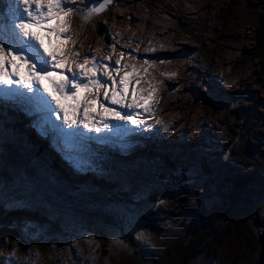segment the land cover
<instances>
[{
    "label": "rangeland",
    "instance_id": "obj_1",
    "mask_svg": "<svg viewBox=\"0 0 264 264\" xmlns=\"http://www.w3.org/2000/svg\"><path fill=\"white\" fill-rule=\"evenodd\" d=\"M94 2L89 0L88 6ZM7 7V0L0 2V12ZM68 22L81 63L85 56H95L116 67L123 53L121 67L127 64L129 71L135 68L138 73L129 77V94L132 85L145 89L144 95L150 85L155 88L151 112L140 113V128L126 124V129L125 123L115 122L111 126L107 123L106 132L144 135L154 145L144 151H152L157 157L158 152L171 151L176 157L182 149L192 150L184 156L185 173H171L181 177L182 184L175 186L177 191L170 203L162 198L149 203L153 190L145 186L146 177L155 181V171L157 176L164 174L161 167H154V173L147 176L113 175L91 159L74 164V148L79 150V146L76 139L69 144L65 133L70 130L62 118L57 120L52 115V123L49 114L44 126L46 111L32 107L35 117L42 121L43 133L47 129L44 136L51 139V144L45 137L37 142L31 131L18 126L24 118L36 121L31 107L15 103L14 117L11 105L4 106L7 116L0 106V166L14 167L12 184L0 177V235L4 238L0 240V264H173L176 246L193 220L191 217L186 224L178 213L192 211L198 200L205 206L202 220L219 219L221 226L216 227V239L191 264H259L264 213L255 214L243 200L237 201L231 195L235 181L248 179L246 197L264 204V0H112L104 11L89 19H82L76 11ZM144 60L149 63L144 64ZM209 84L221 98V105L213 106L201 99ZM83 96L94 98L92 93ZM0 97V105L14 102H3L7 97ZM118 110L122 114L127 111ZM100 132L95 131L98 136L87 133L92 139L96 137L94 154H115L107 157L119 159L115 164L120 166L119 171L129 170L130 160L108 151L110 146L107 141L103 143L104 134ZM53 144L60 145L59 149ZM119 144L127 145L124 138ZM81 147L88 156L86 147ZM62 155L68 159L62 160ZM202 160L216 164L218 169L212 168L215 176L209 179L196 165ZM93 165L111 176L98 174L100 179L95 175L90 178L87 173L95 172ZM66 168L87 173L83 172L82 178L68 174ZM221 172L223 178H217ZM90 184L94 186L87 188ZM61 187L79 190L72 196L66 190L60 193ZM103 193L108 194L105 200L111 206H104V210L98 205L93 209L84 206L85 196L96 201ZM178 199L182 202L177 203ZM114 202L121 207L115 208ZM230 203L233 212H223L225 204ZM86 204L91 205L88 201ZM142 205L145 208L140 212ZM239 215L241 218L236 219ZM164 248L169 250L170 258L164 256Z\"/></svg>",
    "mask_w": 264,
    "mask_h": 264
},
{
    "label": "snow or ice",
    "instance_id": "obj_2",
    "mask_svg": "<svg viewBox=\"0 0 264 264\" xmlns=\"http://www.w3.org/2000/svg\"><path fill=\"white\" fill-rule=\"evenodd\" d=\"M88 3L89 0H80L79 5L77 0H7L6 11L0 12V95L46 111L57 120L62 118L70 130L65 135L70 137H84L92 130L100 132L101 125L107 129L108 120L140 128V113L151 112L155 88L150 85L144 95L145 89L132 85L129 94V77L136 76L137 70L129 71L127 64L121 67L124 54L116 60V67L95 56H85L82 63L77 59L80 53L73 47L76 41L68 18L79 11L82 19H89L104 11L112 0H95L91 7ZM140 82L137 76L136 84ZM205 88L201 99L213 106L221 105L211 85ZM82 93H92L94 98L82 97ZM118 109L127 111L122 114Z\"/></svg>",
    "mask_w": 264,
    "mask_h": 264
},
{
    "label": "trees",
    "instance_id": "obj_3",
    "mask_svg": "<svg viewBox=\"0 0 264 264\" xmlns=\"http://www.w3.org/2000/svg\"><path fill=\"white\" fill-rule=\"evenodd\" d=\"M181 151H182L181 154L188 155L186 150L182 149ZM202 161H203V163L202 164L200 163V167L202 168V172L205 171V174L209 177V179L212 177V175L215 176V174H214L215 170H213L214 169L213 167L216 164L215 163L209 164L208 163L209 160H202ZM206 166L209 169L206 168ZM163 167L167 172H170V171L175 169L174 165H171L165 161L163 162ZM218 167H219V169H221L220 166H218ZM0 176H2L1 173H0ZM217 178L222 179L223 178L222 174H219V176L217 175ZM237 182H238V184H237ZM178 184H181L180 178H172V179L166 181L160 177H156V181L147 180L145 182V186H149L153 190V192H150V194H149V203H150V200H152L155 203V202H157V200L159 201L160 198H162L163 201L169 202L171 200V196L174 194V192L177 191L175 189V186ZM249 184L250 183H249L248 179L235 181V183L233 184L234 191H232L233 193L231 196L237 201L239 199L243 200L248 205V207L250 209L254 210L255 214H258L260 216L261 213H264V204H262L261 201H258V202L255 201L254 203H253V201L250 202V199L246 197V196H248L247 190H248ZM181 190L182 189H180L179 192ZM181 197L182 196H180V198ZM179 200L180 199H178L177 202ZM261 200H262V198H261ZM144 208L142 205V207H140V212L142 210H144ZM206 210H207V208H206ZM147 211H149V210L147 209ZM224 211H227V212L232 211L233 212L232 204L231 203L225 204V209L223 210V212ZM204 212H205V206L201 205L200 201L198 200L195 207L192 208V211L182 210L180 213H178V216H181L182 221L186 222V224H188L191 217L193 218V220L187 226V229L185 231L186 232L185 235L181 237L182 242H180L176 246L177 253L174 256V260H176L177 264H191L194 261V259L208 246V243L210 241L215 240L217 235L219 234L218 228L221 226L220 223H218L219 219L212 221V222H210V221L205 222L206 221L205 219L202 220L203 218H205ZM189 213H193L192 216H189L188 215ZM239 216L240 217H237L236 219L241 218V215H239ZM252 218H254V217H252ZM258 221H259V219H258ZM217 226H218V228H216ZM130 244H132L134 247H136V249L139 252V248L137 247L135 242L130 240ZM131 249H132V252L135 254V256L139 257V255H137L138 254L137 250L134 248H131ZM164 256H167L168 258L171 257L169 255V250L166 248H164ZM176 262L173 264H176Z\"/></svg>",
    "mask_w": 264,
    "mask_h": 264
},
{
    "label": "bare ground",
    "instance_id": "obj_4",
    "mask_svg": "<svg viewBox=\"0 0 264 264\" xmlns=\"http://www.w3.org/2000/svg\"><path fill=\"white\" fill-rule=\"evenodd\" d=\"M136 38H137V35H136ZM97 50V49H96ZM153 65H154V63H153ZM138 74V73H137ZM0 96H2V95H0ZM10 98H6L5 99V101H3V102H6V101H8ZM0 101H2V99H1V97H0ZM115 122H117V121H113V120H108V121H106V123H108V124H114ZM119 125H122V124H120L121 122H117ZM124 124V123H123ZM111 126V125H110ZM124 126H126V123L124 124ZM102 130V129H101ZM81 138V140H83V141H90L92 144L94 143L93 142V139L92 138H89V136H84V137H80ZM93 138H96V137H93ZM103 137H101V140H103L102 139ZM9 140V139H8ZM87 146H90V144H86ZM82 146L83 147H85L83 144H82ZM99 152V151H98ZM261 229H263V228H261Z\"/></svg>",
    "mask_w": 264,
    "mask_h": 264
},
{
    "label": "water",
    "instance_id": "obj_5",
    "mask_svg": "<svg viewBox=\"0 0 264 264\" xmlns=\"http://www.w3.org/2000/svg\"><path fill=\"white\" fill-rule=\"evenodd\" d=\"M263 232H264V231H263ZM258 237H259V236H258ZM262 239H263V240H262ZM259 244H260V246H261V253H262V251H263V255L260 256V258H259V264H264V233H263L262 236L260 235ZM261 253H260V255H261Z\"/></svg>",
    "mask_w": 264,
    "mask_h": 264
}]
</instances>
